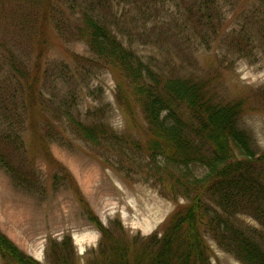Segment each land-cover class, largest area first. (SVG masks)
<instances>
[{
	"label": "trees",
	"instance_id": "obj_1",
	"mask_svg": "<svg viewBox=\"0 0 264 264\" xmlns=\"http://www.w3.org/2000/svg\"><path fill=\"white\" fill-rule=\"evenodd\" d=\"M187 1L197 9L200 21L212 25L218 0ZM107 3L0 0V116L9 124L0 129V167L18 187L36 190L40 186V176L25 157L24 136L31 132L46 160L66 173L83 214L102 235L90 264H211L207 235L242 264H264V152H258L252 137L240 128L245 102L218 98L202 79L156 71L105 23L99 7L102 11ZM51 29L84 42L95 62L113 73L120 108L130 115L138 108L143 117L144 142L130 143L103 125L85 124L45 99L42 49ZM10 33L33 46L37 54L33 67L18 61L16 42L7 39ZM53 121L101 149L115 150L114 143L125 139L128 150L148 157L149 171L158 174L166 195L186 203L172 212L160 231L146 238L129 237L121 222L106 227L70 173L53 158L47 141L59 133ZM197 167L203 170L201 175ZM241 216L254 218L261 229L244 226ZM47 258L50 264H78L72 238L51 241ZM0 260L2 264H42L1 229Z\"/></svg>",
	"mask_w": 264,
	"mask_h": 264
},
{
	"label": "rangeland",
	"instance_id": "obj_2",
	"mask_svg": "<svg viewBox=\"0 0 264 264\" xmlns=\"http://www.w3.org/2000/svg\"><path fill=\"white\" fill-rule=\"evenodd\" d=\"M106 5L102 11L99 7L105 23L156 71L202 79L218 98L243 100L246 109L240 128L252 137L256 150L264 152V0H218L212 25L200 21L187 0H149L138 5L132 0H108ZM7 39L16 42L18 61L33 67L37 59L33 46L19 34L10 33ZM41 62V90L54 109L68 110L85 124L103 125L127 142L145 141L146 124L139 109L130 115L120 108L113 73L95 62L84 42L51 29ZM57 123V137L47 140L50 152L106 227L121 222L129 237L146 238L160 231L172 212L186 203L166 195L158 174L149 171L148 157L128 150L125 139L114 143L115 150L101 149ZM7 125L0 116V129ZM24 141L25 157L40 176V186L36 190L18 187L0 167V229L42 264H50L51 241L71 237L78 264H90L99 249L100 231L83 214L63 169L46 160L31 132ZM195 171L203 173L199 167ZM240 222L261 229L252 217L241 216ZM206 238L211 264H242L211 236Z\"/></svg>",
	"mask_w": 264,
	"mask_h": 264
}]
</instances>
